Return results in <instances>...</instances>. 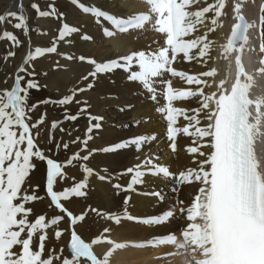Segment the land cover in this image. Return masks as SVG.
I'll use <instances>...</instances> for the list:
<instances>
[{
    "label": "snow or ice",
    "instance_id": "snow-or-ice-1",
    "mask_svg": "<svg viewBox=\"0 0 264 264\" xmlns=\"http://www.w3.org/2000/svg\"><path fill=\"white\" fill-rule=\"evenodd\" d=\"M70 3L97 18V23L100 18L107 22L111 30L108 27L103 29L105 37L130 30H151L156 34L152 41L156 46L104 62L82 54L60 53L58 43L79 32L78 28L64 22L52 45L30 50L12 78L11 86L0 89V264H110L113 251L127 245L114 243L108 236L111 229L107 227L89 241L82 238L76 227L86 219L88 212L117 226L122 220H127L153 228L166 227L173 219H182L184 224L176 230L179 236L175 231L153 233L144 242L132 245L168 246L171 251L164 256L179 260V264H264V155L257 153V142L264 143V96L253 97L251 92L256 76L264 78V58L259 60L255 74L246 70L243 55L249 42L248 30L255 29L257 25L246 21L244 0H236L230 6L235 22L226 35V43L221 45V56L227 61L228 71H231L234 61L235 75L230 86L226 78L216 80L219 71L212 66L215 58L211 34L222 26L220 18L225 15L226 0L211 3L208 0H142L144 10L126 18L96 6H86L81 0H70ZM16 7L17 11L0 14V24L15 20L13 27L28 36L30 29L24 15L23 0H17ZM30 7L38 18H63L54 0L48 5V10H41L37 3ZM259 34V53L264 57V5L260 8ZM3 39L14 47L21 46V41L12 32L0 34V40ZM81 39L90 41L92 37L83 35ZM46 54L88 64L91 70L82 80L91 78V81L59 100L29 103L31 90L39 91L41 87L35 79L31 62ZM15 55L14 51H9L4 59ZM178 59L198 64L204 70L195 74L177 70L174 64ZM117 70L127 74V82L138 83L146 93L145 98L156 105L154 111L165 123L164 136L170 154L178 159L183 152L189 163L177 174L170 166L160 163V157L154 153H144L142 160L137 155L138 163L117 174L131 176L127 185L112 184L116 195L125 193L121 214L105 213L91 206L87 212L74 214L65 202L85 198L93 175L100 181L109 179L88 166L97 153L121 155L134 148L139 154L145 145L160 140L155 133L140 134L100 149L89 148L92 133L103 127V117L93 116L88 112V101L76 100L75 97L92 90L94 81L100 76L114 74ZM175 78L195 87H174ZM193 101L195 107L182 106ZM73 102L82 103L83 107L75 115H70L65 109L64 121H76L81 114L87 113L89 126L83 140L76 137L64 141L54 135L61 121L51 122L46 140L50 146L47 152L59 155L63 150L66 155L60 162L46 154L38 144L40 127L45 124L47 113H42L34 122L31 113L41 105L65 107ZM132 107L131 104L122 106L119 111ZM181 118L183 124L179 123ZM140 123L136 120L133 126ZM59 131L63 133L65 129L60 127ZM68 135L71 136V132ZM181 135L191 141L183 148L178 143ZM75 144H80L79 150L68 155L70 146ZM41 165L44 167L42 178L46 196L39 195V184L35 187L31 184ZM73 167L80 170L79 181L68 173V169ZM100 171L106 173L107 168ZM146 177L171 181L173 193L177 194L175 202L160 215L133 216L128 212L131 193L139 194L135 186L145 185ZM69 179L73 181L70 186L57 190ZM183 186L193 189L187 202L178 196ZM143 195L154 197L157 202L166 199L163 193L155 190ZM44 199L59 215L48 218L35 213L30 205ZM65 220L68 227L62 229L60 224ZM66 233L67 242L57 249ZM103 244L110 246L108 251L97 253L96 246ZM65 250L67 256L64 255Z\"/></svg>",
    "mask_w": 264,
    "mask_h": 264
},
{
    "label": "bare ground",
    "instance_id": "bare-ground-1",
    "mask_svg": "<svg viewBox=\"0 0 264 264\" xmlns=\"http://www.w3.org/2000/svg\"><path fill=\"white\" fill-rule=\"evenodd\" d=\"M52 2L53 0H50V3ZM81 2L86 6H96L101 10L107 11L110 14H115L118 17L125 18L134 14H138L139 12H142L144 10L142 6V0H81ZM208 2L211 3L214 2V0H208ZM235 2L236 0H226L227 7L224 10L225 15H222V17L220 18V23L222 26H218L216 32L214 34H211V39L214 42L213 56L215 58V62L212 64V66L216 67L219 71V75L216 77L217 81H219V79L221 78H226L229 73V71L227 70V61L224 60L221 56V45L226 43V35L230 31L231 25L235 22L233 19V15L231 14L230 7ZM16 3L17 0H0V6L4 5L2 7L3 14L9 10L12 11L13 7L16 6ZM54 3L57 11L63 13V18L60 19L62 23L67 22L69 26H73L79 29V32L73 34L71 37L65 38V41H68L67 43L65 41H60L58 43V50L60 51V53L68 54V52L75 51V53L93 58L97 62H104L109 59H116L117 57L130 54V52L135 50L148 49L149 47L155 48L156 46L152 43V41L156 38V34L151 30H130L128 33L117 32L113 37H105L103 34V29L105 27H108L111 30V26L107 22L103 21L102 18H100V22L97 23V18L93 17L91 14L83 13L79 8L72 5L70 3V0H54ZM261 3L264 4V0H244L243 10L245 18L247 19L248 23H256L257 25L255 29L250 28L248 30L249 42L246 45V48L249 49L251 46H254L255 49V45L260 44V39H256L255 36L256 33L259 32V7ZM83 35L92 37V40L85 41L81 39V36ZM256 49L258 48L256 47ZM254 53L256 54V59L257 57H259L258 60L264 58L257 50H254ZM65 60L66 59H63V61H61L59 64L63 66L68 65L69 63ZM258 60L255 61V66L252 65V61L245 62L247 70L251 69L255 71L256 68L259 67ZM86 66L87 67H85L83 70V73H85V75L88 73V71L91 70L88 64H86ZM232 66L233 70H235L234 64ZM174 67L177 70H184L191 74H195L204 70L198 64L187 63L179 59L177 60V62H175ZM70 76L71 73L69 72H60V77H62L63 79L65 77V80L66 78L70 79ZM126 76L127 74L122 70H117L114 74L102 75L96 81H94L95 87L92 90L83 94H78L75 97L76 100L83 101L86 99L88 101V112L93 116L103 117L102 129L99 131H94L92 133L93 138L89 141L90 149H100L108 146L111 143H115L120 140L140 134L150 135L152 133H155L160 138L158 143L145 145L143 151L139 154L135 151L134 148L125 150L121 155H104L101 153H97L88 162V166L92 167L96 171H99L101 175H107L109 179L100 181L96 178L95 175H93L89 180V187H91V189L88 188L89 191L92 190V192L88 193L87 200L85 198H79L78 201L87 202L88 206L91 205L93 208H98L105 213L111 214L122 213L123 197L125 195V193L116 195L112 184L120 183L124 186L127 185V183L131 179V176H118L117 174L121 173L125 168L131 167L132 165L138 163L139 161H137L136 159L137 155H140V159L142 160L144 158V153H154L155 155H158L160 157V163L170 166L171 170L177 174L184 168L186 164L189 163L187 156L183 152H181L178 159L170 154L169 150L166 147L167 141L164 136L165 123L160 115L155 113L154 109L156 105L153 104L151 100L145 98L146 93L143 92L138 83L127 82ZM113 80L115 81V83H112ZM90 81L91 78L89 81L77 83V79L72 76V80L69 85L71 86L72 90L69 89L71 90V92L67 96L71 95L75 88L84 86V84ZM256 81L260 82L254 85ZM64 83L65 81L63 80V84ZM262 83V78L256 76L253 82V87L251 89L253 97L258 96L256 90L259 87H262ZM173 85L177 88L195 87L194 85L188 86L184 84L179 80V78L173 79ZM162 102L163 101L161 98V103ZM129 104L133 105L130 110L126 109L123 112L119 111L120 107ZM182 106L189 108L195 107L196 103L193 101ZM81 107H83L82 103L78 104V107L65 106L62 107V110L59 109V112L56 111L55 114L57 115L58 120H62L64 118L65 109L70 115H75L78 113ZM49 111L51 110L49 109ZM83 114L85 116V121H87L85 123L86 126H84L83 128L79 125H76V128H79V132L77 135H75L76 137H80L82 140L85 138V134L89 126L88 114ZM83 114H81V116ZM136 120H140L141 123L138 126H133ZM65 122L69 123V121ZM78 122H80V120L76 121L75 123L78 124ZM179 123H184L182 118ZM124 125H128V127L126 128L124 127ZM66 126L67 125H65V128H67ZM190 142L191 141L187 137H184L182 135L178 137V143L181 148H183V146L189 144ZM76 148L78 151L80 148V144L76 146ZM47 149L48 148L46 147V152ZM60 154L63 153L60 152ZM102 168H107V172L105 173L103 171H100ZM75 170H70V172L68 171V173L70 176H75L77 181H79L81 179V173L80 171ZM145 179L147 181L145 185L135 186L138 189L139 194L137 192L131 193L132 200L128 207V212L133 216L139 217L160 215L168 210L170 208V205L175 202V196L177 194L173 193V183L171 181H164L157 178L146 177ZM153 190L163 193L166 197L165 201L157 202L156 198L143 195L144 192H150ZM192 193L193 189L191 187L183 186L178 196L179 199L185 200L187 202L188 200H190ZM75 203L76 202L72 201L70 203L65 202V205L72 212H75ZM81 211L84 210H80V212ZM89 214L86 216V223H83V226L91 225L92 221L90 220ZM99 218L103 223V229L106 227L111 229V232L108 234V236L114 241V243H123L127 245L125 248L116 249L113 251V254L110 257V264H179V260L164 256V253L171 251L168 246L133 247L132 245L144 242L146 239L150 238L153 233L164 234L170 231H175L176 235L179 236V231L176 230L180 229L184 224V221L182 219H173L166 227L153 228L151 226H143L141 224L130 222L127 220H122L121 224L117 226L110 220L101 217ZM90 238H92L91 235L87 236L85 240L87 241ZM109 247L110 246L107 244L98 245L96 246V251L97 253H104L108 251Z\"/></svg>",
    "mask_w": 264,
    "mask_h": 264
},
{
    "label": "rangeland",
    "instance_id": "rangeland-1",
    "mask_svg": "<svg viewBox=\"0 0 264 264\" xmlns=\"http://www.w3.org/2000/svg\"><path fill=\"white\" fill-rule=\"evenodd\" d=\"M23 3L25 5L24 15L27 18L28 27L30 29L28 36H25L23 31L16 30L13 27V24L16 22L15 20H12L10 23L0 24V34H2L4 31L12 32L21 41L20 47H14L11 44V42L7 41L6 39L0 40V89L8 88L11 86V84L13 83L12 78L16 74L17 69L23 64V60L27 56V54L30 50L34 51V49L36 47H49L52 45L53 40L58 36L59 28L62 26V21L60 19L55 18V17H47V18L40 17V18H38L36 16L35 12L30 7V5L32 3H37L40 6L41 10H48L47 6L49 5L50 0H44V1L43 0H23ZM3 6H0V14H3V9H2ZM14 10L17 11L16 6L13 7L12 11H14ZM70 48H73V47H70ZM9 51H14L16 53V55L14 57H9L7 60H5L4 57L6 56L7 52H9ZM58 52H60V51L58 50ZM68 54L69 55H76V56L80 55L78 53H75V51L68 52ZM63 59L64 58H62V56H59L56 54H46L45 56L39 57L36 60L31 62V64L34 68V71L36 73L35 79L40 84L41 87H40L39 91L31 90V93H30L31 99H30L29 103H35L36 101L44 100V99L59 100L65 96H67L72 90L71 86H69L70 82L72 80V76H74V78L77 79V83L86 82V81L82 80V77L85 75V73H83V70L85 67H87L86 63H82V62H79L76 60H72V61L65 60L69 64L63 66V65L59 64L61 61H63ZM57 62H59L58 65H57ZM75 66H76V68H75ZM72 71H74V72H72ZM60 72L71 73V76H70L71 80L68 78H66V80H65V77H64V79L62 77H60ZM73 73H74V75H73ZM77 75H79V76H77ZM63 80L65 81L64 84H63ZM5 81H7V82L5 83ZM68 86H69V88H68ZM69 89H71V90H69ZM67 106L78 107V104L73 102ZM49 109L51 111H49ZM59 109L62 110L63 108L61 106H54L51 104L41 105L34 112L31 113L33 122L36 121L37 119H39V117L41 116L42 113H45V112L47 113L46 119H45L46 122L44 125H41L40 137L38 138V144L44 150L46 147L47 148L50 147L46 143V140H47V136L51 130L50 129L51 122L53 120L57 119V115L55 113H56V111L59 112ZM52 113H54V114H52ZM78 120H80V122H78V124L75 123ZM58 121H61V124L58 125L57 129L54 132V135L58 140L63 139L64 141H71L74 138H76L75 135H77L79 132V128H76V125H79L80 127L84 128V126H86L85 123L87 122V121H85L84 114L82 116H80V118L77 119L76 121H69V123L68 122L66 123L64 121V118L62 120H58ZM70 124H72V125H70ZM65 125H67L66 126L67 128H65ZM60 127H63L65 129V131L63 133H61L59 131ZM69 132H71V136L68 135ZM78 145L79 144L71 145L70 150L68 152V155H70L73 152H76L77 151L76 146H78ZM61 153H63V154L55 155L54 153H47L46 152V154L52 155L53 158L57 159L58 161L63 162L64 161L63 159H64L66 153H64V151H61ZM70 170L80 171L78 167L69 168L68 171L70 172ZM43 174H44V167H43V165H41L40 170L36 171L34 173L32 180H31V184L33 187H35L37 184H39L40 185L39 195L46 196V194L44 192V180L42 178ZM72 183H73V181L71 179H69L67 184H63L58 188H59V190H61V188L70 186ZM58 188H57V190H58ZM88 188L91 189V187H88ZM90 192H92V190L89 191V189H87V195ZM74 199L72 200V202H76L75 203L76 210L74 209L75 212H73V213L74 214L75 213L80 214L82 212H87L88 203L87 202H80V201H78L77 198H74ZM76 199H77V201H76ZM85 199L87 200V196L85 197ZM30 206H32L34 208V211L37 215L44 214L48 218H51L54 215H59L58 211H54L50 207L47 199H44L43 201H37ZM80 210H84V211L80 212ZM89 213L90 212H88V214ZM89 216H90V220L94 223L91 222V225L83 226L82 224L86 223V220H84L82 223H79L76 227V231L84 239L90 235H91V237H95L96 235H98L99 233H101L103 231V223L100 221V218L97 217L95 214H92V213H90ZM100 225H102V226H100ZM67 227H68V225H67L66 220L60 224V228H62V229L67 228ZM87 227H88V229H87ZM90 229H92V230H90ZM67 240H68V234L66 233L65 236L62 238L61 242L57 245L58 249L60 246L65 244L67 242ZM89 240L90 239H88L87 241H89ZM100 254H103V253H100ZM64 255L67 256L66 251L64 252Z\"/></svg>",
    "mask_w": 264,
    "mask_h": 264
}]
</instances>
